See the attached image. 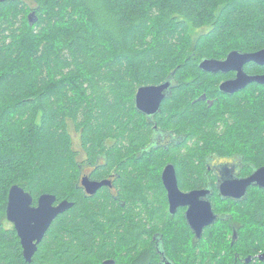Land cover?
I'll return each mask as SVG.
<instances>
[{"label":"trees","instance_id":"16d2710c","mask_svg":"<svg viewBox=\"0 0 264 264\" xmlns=\"http://www.w3.org/2000/svg\"><path fill=\"white\" fill-rule=\"evenodd\" d=\"M32 1L33 7L0 0V264H104L109 258L157 264L153 247L140 255L134 231L125 226L132 181L139 178L120 160L137 158L130 144L147 142L151 132L134 106L136 89L169 76L176 85L161 110L193 145L189 155L170 159L180 157L179 175L186 178L191 162L207 152L237 153L264 165V85L223 94L217 84L231 73L198 66L231 50L264 48V0ZM245 70L259 74L264 66L249 62ZM203 94L213 98L210 107ZM72 128L85 158L106 154L109 166L124 167L118 180L123 206L105 190L80 194ZM148 157L160 159L141 158ZM13 184L30 192L33 204L42 193L73 202L52 221L30 263L6 219ZM226 205L240 226L236 239L231 242L227 221L217 220L195 240L192 264H264L254 259L264 251V189ZM167 245L178 258L180 244ZM235 254L253 259L246 263Z\"/></svg>","mask_w":264,"mask_h":264},{"label":"flooded vegetation","instance_id":"af4514ba","mask_svg":"<svg viewBox=\"0 0 264 264\" xmlns=\"http://www.w3.org/2000/svg\"><path fill=\"white\" fill-rule=\"evenodd\" d=\"M230 73L231 75H228L218 82L217 89L223 80L235 76L234 71L222 73ZM175 86L176 85L171 82L168 95L161 101L159 109L153 114H146L138 111L134 103L137 112L144 117L151 132H149L147 142L130 144L137 158L134 160H120L126 164V166L131 164L130 167H127V171L135 172L139 178V181H132L133 208H126L124 210L131 211L128 215L130 217L128 220L130 224L127 219H125V224H129L125 226L128 227L129 231H134L133 235L136 237V242L141 253L140 255L144 257V253L147 252L146 248L153 247L154 253L158 259L157 264H165L167 262L171 264H192L193 247L195 240L198 239L195 237L186 219L187 205H178L174 213L170 212L168 190L162 179L163 171L167 165H172L174 169L177 188L180 192L189 193L195 190H208V194L203 198L209 200L211 208L217 216L216 221L223 219L227 221V226L231 231V242L236 239L240 226L232 216L224 210L225 205L227 202L228 204L226 206L232 203L238 204L245 201L252 189H264L258 185L250 184L246 187L244 195L240 198L228 197L221 194V185L223 183L247 178L257 168L264 166H253L244 161L237 153L224 155L217 152H207L203 154L202 159H196L195 162L194 160L191 162L192 164L189 167L190 174L187 175L186 178L181 175L182 173L180 174L181 176L179 175L176 167V160L180 157L174 160L170 159L179 155H189V149L193 150V145L187 134L181 131L182 128L179 129L178 124H172V120L169 117L162 115V104L166 99L172 96V91ZM203 100L209 105L213 103L212 99H206V97H204ZM128 140H130V138ZM79 153V159L77 160L79 176L77 178L76 187L79 189L80 194L85 197H91L105 190L108 195L123 206L125 202L120 196V182L118 180L120 177L119 172L123 171L124 167H121V170L118 171V167L109 166L105 157L106 154H98L95 159L90 160L84 157L81 149ZM145 155L157 156L160 159H158V162H155L154 158L151 157L141 158ZM163 155L164 157H162ZM85 177L89 180L107 181V184L99 187L95 193L89 194L83 184V179ZM117 211H119V209L115 210V212ZM111 220H114V217H112ZM168 241H171L174 245H177V243L180 244L178 258L177 254L172 253V249L167 245ZM257 254L254 255V259L257 258ZM235 256H237L238 259L239 255L235 254ZM245 258L242 259L239 257L242 261L245 260ZM252 259L253 257L251 256V260ZM106 260L113 261L111 258ZM111 264H114V261Z\"/></svg>","mask_w":264,"mask_h":264},{"label":"water","instance_id":"95a60500","mask_svg":"<svg viewBox=\"0 0 264 264\" xmlns=\"http://www.w3.org/2000/svg\"><path fill=\"white\" fill-rule=\"evenodd\" d=\"M32 23L31 15H29ZM254 62L264 65V48L254 52H243L231 50L223 59L203 58L198 66L201 70L209 73L235 72V76L223 80L219 85V91L232 95L243 90L249 84L256 83L264 85V73L249 74L244 66ZM172 80L169 76L163 82L156 85H141L137 88L134 96V103L138 111L153 114L160 106L161 101L168 95ZM203 98L205 95L203 94ZM162 179L168 190L170 212L174 213L178 205H187L186 219L192 228L195 237L201 238L203 229L216 221V214L211 204L205 197L208 190H195L189 193H182L177 188V182L172 165H167L163 171ZM86 191L89 194L95 191L107 181L83 179ZM250 184L264 188V166L257 168L249 177L234 182H225L221 185V194L228 197L240 198L244 195L245 189ZM73 206V202L67 199L57 201L52 193H42L36 204H33V197L30 192L22 186L13 184L10 186L6 202V219L13 224L19 237L22 247V254L27 262H31L38 244L41 242L45 232L52 221L61 213ZM257 259L264 262V251L257 254ZM251 256H247L244 262L248 263ZM112 260H106L105 264H111ZM165 264H171L169 262Z\"/></svg>","mask_w":264,"mask_h":264},{"label":"rangeland","instance_id":"374dc122","mask_svg":"<svg viewBox=\"0 0 264 264\" xmlns=\"http://www.w3.org/2000/svg\"><path fill=\"white\" fill-rule=\"evenodd\" d=\"M24 1H25L27 4H29L30 7H33V6H34V3H33L32 0H24ZM32 14H33V11H30L28 15H32ZM18 26H20V24H16V25H14L13 27H14L15 29H18V28H19ZM211 99H213V98H211ZM214 100H215V99H214ZM204 107H210V105L206 103ZM212 110H214V108H213ZM226 122H227L228 124H229V123L231 124V123L233 122V120H232V118H227V119H226ZM223 128H224V125H223L222 129H223ZM71 136H72V139H73V146H74V149L80 151L79 135H78V132H77L74 128L71 129ZM253 264H258V263L255 262V263H253Z\"/></svg>","mask_w":264,"mask_h":264}]
</instances>
